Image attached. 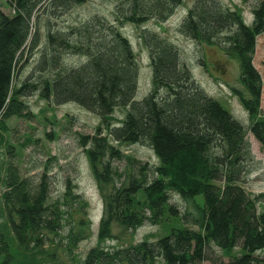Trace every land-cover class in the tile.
Here are the masks:
<instances>
[{"label": "trees", "instance_id": "obj_1", "mask_svg": "<svg viewBox=\"0 0 264 264\" xmlns=\"http://www.w3.org/2000/svg\"><path fill=\"white\" fill-rule=\"evenodd\" d=\"M87 1L5 0L9 11L0 7V152L6 122L32 118L24 97L39 93L53 105L77 104L100 122L79 137L102 199L98 241L113 238L114 224L131 234L146 224L164 229L126 247L95 246L77 264H264V193L252 196L242 185L260 169L247 133L264 147L263 83L253 61L256 37L264 33V0L247 24L221 0H193L176 28L181 37L219 45L237 60L242 89L231 91L249 118L248 129L196 82L178 47L146 27L166 23L186 0H110L113 20L94 15L66 29L51 26L50 20ZM127 24L139 29L149 56L151 89L141 101L134 99L137 57L121 31ZM38 52L31 74L13 85L20 66ZM67 55L80 61L62 67ZM125 144L147 146L157 164L124 153ZM72 182L68 177L54 200L47 173L31 178L0 159V264H43L50 256L45 249L66 224L70 252L89 235L90 221L71 222L87 206ZM171 195L192 202L195 213L179 214Z\"/></svg>", "mask_w": 264, "mask_h": 264}, {"label": "rangeland", "instance_id": "obj_2", "mask_svg": "<svg viewBox=\"0 0 264 264\" xmlns=\"http://www.w3.org/2000/svg\"><path fill=\"white\" fill-rule=\"evenodd\" d=\"M193 0H186L185 5L178 8L166 23H156L149 21L146 25L148 29L161 34L168 41L174 43L183 55L184 61L189 65L192 75L203 90L228 111L244 127L248 129L249 118L241 105L239 99L232 94L231 87L242 89L240 83V73L238 62L233 57L223 51L219 45L199 44L181 37L176 28L181 22L186 9L191 6ZM260 0H221L223 5L233 10L241 12L246 24L253 20L252 10ZM5 0H0V7L4 12L9 8L5 6ZM113 2L110 0H89L81 6L73 7L68 13L63 15L60 20H50L51 26L59 29H66L72 24L83 22L94 15H100L113 20ZM45 19V18H44ZM40 37L44 36L46 26L40 23ZM130 41L139 66L138 91L135 95L136 101H141L150 91L151 70L149 66V56L138 39L139 29L127 24L121 28ZM255 54L253 57L254 66L261 76V115L264 116V33L256 37ZM39 52L30 61L21 65L17 74L14 76L15 86L19 85L35 68L39 59ZM203 59L205 67L200 63ZM80 61L75 56L67 55L61 60L62 67H74ZM47 73L41 75L46 76ZM23 102L27 104L32 118L30 120L11 118L6 122L7 132L3 134L4 141L1 146V164L10 161L21 173L29 174L31 178L38 177L42 173H47L50 181L51 196L54 200L59 199L65 189L64 185L68 177L72 179V184L78 189L79 194L85 199L87 206L86 212L82 214L73 213L71 222L77 223L78 219L83 218L90 221V228L85 231L89 234L72 251L67 249V234L70 226L65 225L61 232V238L54 240V246L46 248L49 257H46L43 264H77L85 257V253L95 247L115 248L126 247L131 242L136 243L145 238L155 239L164 232V229L157 226L146 224L138 228L134 234L128 232L120 225L114 224L111 227L112 239L105 240L103 243L98 241L97 228L102 215V199H100L90 168L87 166L86 157L79 145V137L91 134L93 129L100 123L99 120L90 112H86L77 104L65 103L64 105H53L39 97V93L24 97ZM123 116L122 110L117 111L115 119L120 120ZM46 134L53 135L49 139ZM246 138L254 159L259 162V171L247 176L243 186L250 195L254 196L264 193V147L262 148L255 137L247 133ZM120 150L129 155H134L141 161L156 165L157 159L154 153L142 145H121ZM10 152V153H9ZM201 198V196L199 197ZM200 200V199H199ZM171 203L175 204L179 214L185 212L195 213L192 202L184 201L179 195H171ZM169 226L165 232L169 231ZM77 227V226H76ZM77 230V228L75 229ZM151 235V236H150ZM239 251L236 250L235 253ZM214 254H220L215 250ZM263 256L264 253L259 254ZM75 259V260H74ZM227 261L228 258H222Z\"/></svg>", "mask_w": 264, "mask_h": 264}]
</instances>
